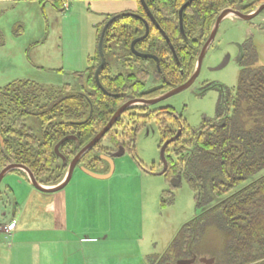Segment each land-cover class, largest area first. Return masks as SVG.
Here are the masks:
<instances>
[{
    "label": "trees",
    "instance_id": "trees-1",
    "mask_svg": "<svg viewBox=\"0 0 264 264\" xmlns=\"http://www.w3.org/2000/svg\"><path fill=\"white\" fill-rule=\"evenodd\" d=\"M135 1L138 8L125 12L132 13L130 15L117 16L105 31L106 64L99 73L105 90L95 79L101 62L98 42L107 22L117 14L106 16L97 27L95 55L88 58L84 73L78 74L86 77L81 90L72 92L69 85L60 90L45 89L29 81H13L0 87V135L3 139V144L0 141V171L11 163L23 164L39 183L58 184L66 175L67 162L101 131L121 105L133 98H152L160 90L167 91L187 82L216 18L224 9L250 13L264 3V0L250 3L248 0H193L183 13V35L179 10L188 0H145L172 43L171 49L164 34L149 20L140 1ZM40 2H51L57 9H65L64 0ZM143 18L149 22V33L136 43L135 49L155 55L158 65L152 59L136 57L130 48L132 41L146 32ZM120 45L128 53V59H123L124 66L132 72L113 76L107 58L112 49ZM151 63L162 84L146 91ZM256 63L255 49L245 44L238 85L234 92L228 90L220 98L215 119L204 121L199 128H191L170 106L156 112L145 109L149 108L147 106L132 107L77 167L107 173L110 165L100 156H114L126 141L131 147L135 132L152 119L157 120L161 139H170L180 128L181 135L167 148L168 166L164 174L171 179L175 176L187 179L201 212L180 229L174 241H181L179 247L189 250L191 237H201L206 228H217L223 236V264H264V174L256 177L264 169V66ZM30 115L40 120L39 134L27 124ZM173 128H177L176 133ZM68 136L74 138L59 147L66 161L63 163L55 146ZM105 139L108 144L103 143ZM170 146L175 160L167 153ZM13 172L26 177L21 170ZM4 194L0 188V208L10 204L9 197Z\"/></svg>",
    "mask_w": 264,
    "mask_h": 264
},
{
    "label": "rangeland",
    "instance_id": "rangeland-1",
    "mask_svg": "<svg viewBox=\"0 0 264 264\" xmlns=\"http://www.w3.org/2000/svg\"><path fill=\"white\" fill-rule=\"evenodd\" d=\"M131 2L137 3L135 0H67V7L62 11L51 2L0 0V86L20 79L45 89L60 90L69 85L72 92L81 90L86 77L78 74L86 70L88 57L95 55L97 26L108 15L128 12ZM245 44L255 49L256 64L264 66V11L252 21L224 19L193 85L145 109L156 112L170 106L191 128H199L204 121L215 119L220 98L228 90L234 92L238 85ZM123 59H128L123 46L114 47L107 58L111 75L132 72L126 69ZM148 68L146 91L162 84L154 65L151 63ZM165 92L160 90L156 95ZM147 112L144 111V115ZM27 124L39 134L41 125L36 116H28ZM167 140L161 139L157 120L152 119L135 132L133 145L129 147L126 141L123 153L114 157L115 170L111 177L88 178L90 176L80 167L75 169L66 189L80 188L84 200L91 201L94 197L96 205L92 210H84L90 219L73 222L71 228L82 233L90 230L110 234L108 246L100 249L102 257L95 259L96 264H106L108 258L117 259L118 264L172 263L193 255L214 258L212 264H223V236L217 228H206L201 237H191L189 250L179 247L181 241H174L180 229L201 211L185 177L181 176L174 184V178L161 174L164 165L160 150ZM103 143L109 142L105 139ZM167 153L176 159L172 146ZM262 174L264 169L256 177ZM96 189L101 192L94 196L92 190ZM105 189L110 190V194H106ZM3 220L6 216H0V222ZM78 249L84 252L80 253L81 258H86L90 250L99 252L90 245ZM124 255L126 259L121 258Z\"/></svg>",
    "mask_w": 264,
    "mask_h": 264
},
{
    "label": "crops",
    "instance_id": "crops-1",
    "mask_svg": "<svg viewBox=\"0 0 264 264\" xmlns=\"http://www.w3.org/2000/svg\"><path fill=\"white\" fill-rule=\"evenodd\" d=\"M64 1L67 7V0ZM137 8V3L131 2L126 11ZM227 18L237 19L233 16ZM69 183L60 191L48 193L34 188L27 175L24 177L18 172H11L5 176L0 188L9 197L10 204L7 208H0V216H6L0 224L10 225L12 236L3 238V242L0 240V264H89L90 261L96 264L95 259L102 257L100 249L108 246V231L85 230L82 233L71 228L73 222L89 218L84 210L95 208L94 197L91 201L84 200L80 188L66 189ZM100 192L101 189L92 190V195ZM105 193L110 194V190L105 189ZM86 245L98 248L99 252L90 250L86 258H81L80 253L84 252H80L78 247ZM121 258L126 259V255ZM118 263L117 259H106V264Z\"/></svg>",
    "mask_w": 264,
    "mask_h": 264
},
{
    "label": "water",
    "instance_id": "water-1",
    "mask_svg": "<svg viewBox=\"0 0 264 264\" xmlns=\"http://www.w3.org/2000/svg\"><path fill=\"white\" fill-rule=\"evenodd\" d=\"M140 4L142 5V7L144 8V10L146 11V14L149 18V20L151 22H153L157 28L164 34L165 39L167 40L169 46L171 49H173V45L170 42L168 36L163 32V30L161 29V27L159 26V24L156 22L151 10L149 9L147 3L145 0H139ZM193 0H188L184 5H182V7L179 10V18H180V29L181 32L183 33V35H185V31H184V23H183V13L184 10L192 3ZM264 11V3L258 5L252 12L250 13H244L240 10L237 9H233V8H227L224 9L216 18L215 23L212 27L211 33L208 37V39L206 40V42L204 43L200 54L198 56L197 62H196V66H195V70L193 72V74L191 75V77L187 80V82H185L184 84L172 88L168 91H166L165 93L156 96L154 98H143V97H138V98H133L128 100L126 103H124L123 105H121L113 114V116L111 117V119L109 120V122L101 129V131L89 142L87 143L84 147H82L79 152L73 157V159L69 162L68 165V169L66 172L65 177L63 178V180L61 182H59L56 185L53 186H46L43 185L41 183H39L35 177V175L33 174V172L29 169V167L23 165V164H17V163H11L8 166H6L4 169H2L0 171V184L2 182V180L5 178L6 175H8L9 173L13 172L14 170H21L23 171L30 183L33 185L34 188H36L39 191L42 192H48V193H52V192H57L60 191L62 189H64L66 187V185L70 182L73 173L75 171V169L77 168L80 160L91 150L93 149L103 138L104 136L113 128V126L117 123V121L120 119V117L130 108L135 107V106H152L155 104H158L161 101H164L166 99H168L169 97L178 94L188 88H190L193 83L196 81L197 77L199 76V73L201 71V67H202V63L204 60V57L209 49V47L212 45V43L214 42L216 35L218 33L219 30V26L221 24V22L228 16H233L236 17L237 19L243 20V21H252L254 20L256 17H258L262 12ZM125 14H132V13H122V14H117L116 16H114L113 18H111L107 24L105 25V27L103 28L102 32H101V36L99 38V42H98V51L100 53L101 56V62L98 65L96 71H95V79L98 83V85L104 89L101 86L100 80H99V73L101 71V69L105 66L106 64V56L104 54L103 51V40H104V35H105V31L108 27V25L117 17V16H121V15H125ZM142 21L144 22L145 26H146V32L143 36L136 38L135 40L132 41L131 43V51L132 53L139 58H145V59H152L154 61L157 62L158 65V58L155 55L152 54H148V53H142L139 52L135 49V45L139 40H142L144 38L147 37L148 33H149V22L147 19H142ZM105 90V89H104ZM182 130L179 128L177 133L171 137L170 139H168L163 146L161 147L160 153H161V161L163 162L164 165V169L161 172V174H164V172L167 169V159H166V150L168 148V146L175 142L179 136L181 135ZM74 138L72 136H68L63 138L56 146H55V152L56 154L61 157L64 161L65 158L60 154L59 152V147L60 145L68 140ZM0 141L3 144V139L2 136L0 135ZM121 150L117 153H115L114 156H107V155H101L100 157L104 160H106L109 165H110V170L108 171V173L106 174H101V173H97L94 171H91L89 169H87L84 166H81V170L86 173L87 175L93 177V178H97V179H107L109 177H111V175L114 173L115 170V162H114V157L115 156H119L121 153H123V148H120ZM181 178V176H178V178H174L172 180V182L175 184L176 182L179 181V179ZM197 259V256L194 255L192 258L190 259H179L176 261V263L174 264H193L194 261ZM214 258L211 259H206V258H201L200 261L206 264H212L214 262ZM171 264V263H169Z\"/></svg>",
    "mask_w": 264,
    "mask_h": 264
},
{
    "label": "built area",
    "instance_id": "built-area-1",
    "mask_svg": "<svg viewBox=\"0 0 264 264\" xmlns=\"http://www.w3.org/2000/svg\"><path fill=\"white\" fill-rule=\"evenodd\" d=\"M11 226L8 224H0V240H2L3 238H10L12 236L10 229Z\"/></svg>",
    "mask_w": 264,
    "mask_h": 264
},
{
    "label": "flooded vegetation",
    "instance_id": "flooded-vegetation-1",
    "mask_svg": "<svg viewBox=\"0 0 264 264\" xmlns=\"http://www.w3.org/2000/svg\"><path fill=\"white\" fill-rule=\"evenodd\" d=\"M193 256H194V255H193ZM193 256H192V257H193ZM196 256H197V255H196ZM192 257H191V258H192ZM201 258H203V257H199V256H197V259L194 261L193 264H196L197 262H199V263H203V262L200 261ZM178 260H179V259H178ZM176 261H177V260H176ZM176 261H174V262H172V263H171V262H160V263H158V264H169V263L174 264V263H176Z\"/></svg>",
    "mask_w": 264,
    "mask_h": 264
}]
</instances>
